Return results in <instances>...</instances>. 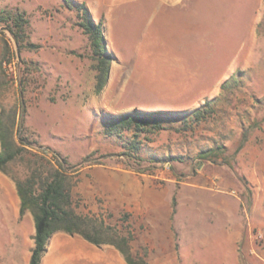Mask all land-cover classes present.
<instances>
[{
	"label": "rangeland",
	"instance_id": "obj_1",
	"mask_svg": "<svg viewBox=\"0 0 264 264\" xmlns=\"http://www.w3.org/2000/svg\"><path fill=\"white\" fill-rule=\"evenodd\" d=\"M83 2L95 21L106 24L112 62L101 93L91 41L79 24ZM156 2L0 0V9L27 12L30 40L40 45L16 51L4 65V103L25 100L27 134L38 146L73 164L92 154L101 162L95 166L129 172L125 199L110 183L96 186L98 207L87 199L95 186L81 192L79 184L73 195L79 211L100 213L131 231L137 258L148 264H264V0ZM209 101L216 109L194 131L144 133L142 161L125 154L127 133H104L108 114L186 112ZM217 146L216 163L228 162L234 171L227 192L217 179L203 185L210 161L199 153ZM141 167L151 170H135ZM196 180L201 184L194 186ZM126 184L116 185L120 193ZM17 208L16 183L0 170V264L30 262L34 228Z\"/></svg>",
	"mask_w": 264,
	"mask_h": 264
},
{
	"label": "trees",
	"instance_id": "obj_2",
	"mask_svg": "<svg viewBox=\"0 0 264 264\" xmlns=\"http://www.w3.org/2000/svg\"><path fill=\"white\" fill-rule=\"evenodd\" d=\"M78 8L82 18L79 24L90 38L95 59L96 92L101 93L109 81L112 62L105 36L106 24L103 18L98 22L94 20L86 3L78 4ZM29 28L30 19L25 10L0 9V34L3 43L0 52V170L16 183L21 199L20 216L23 217L27 210L34 216L36 232L29 264H42L49 241L58 231L80 234L96 245H114L129 264H148L144 257L135 256L132 248L134 235L131 231L126 233L110 224L101 214L84 213L77 209L73 189L79 181L81 170L101 162L93 161L92 154H88L79 163L73 164L67 157L50 148L38 146L36 140L27 134L25 100L20 98L11 104L4 103L5 92L8 90L4 65L12 63L16 51L40 47L30 40ZM5 32L10 33L9 38L4 36ZM230 81L228 79L223 82L221 90H225ZM215 109L209 101L186 112L134 109L122 114H108L105 116L104 133L117 137L129 135L131 140L125 154L142 161L141 136L144 133L173 128L178 131H194L211 117ZM176 123L179 125L175 126ZM220 150V146L203 149L199 157L217 162ZM135 170L146 173L151 169L141 167ZM175 211L174 205V213ZM128 218L124 214L121 221L126 223Z\"/></svg>",
	"mask_w": 264,
	"mask_h": 264
},
{
	"label": "crops",
	"instance_id": "obj_3",
	"mask_svg": "<svg viewBox=\"0 0 264 264\" xmlns=\"http://www.w3.org/2000/svg\"><path fill=\"white\" fill-rule=\"evenodd\" d=\"M159 5L164 4H177L182 2L183 0H157ZM210 166H208L209 171L203 169V175L205 176V183L203 185H207V182L217 179V182L222 184L225 188L224 191L227 192L230 189V179L234 174V171L230 167L229 163L224 162H213L210 161ZM207 169V168H206ZM87 171L81 172V180L76 184V188L79 187L80 190L83 191V188L88 186L94 187L97 193L91 194V196H87L88 201L92 202L96 207H98V200L101 198V191L96 188L98 184L110 183L112 185V191L114 194H118L117 196H122L123 199L127 196L129 191L131 190V186L129 185L130 174L127 170H120L117 168L111 167H103V166H89L86 168ZM201 173V172H200ZM80 182V183H79ZM127 182L125 186L122 188V192L120 193V187L118 188L116 185ZM200 180H196L193 185H200ZM101 200V199H100ZM21 207V199L18 195V208L17 210L20 213ZM114 211H116L114 209ZM117 212V211H116ZM174 212V207L172 208V213ZM115 213V212H113ZM100 214V213H97ZM165 219H170L171 211L167 210L163 213ZM24 217L28 221H30L34 228L35 235L36 226L35 220L32 212L27 210L24 214ZM239 236L235 235V239H238ZM34 244V240L31 244L30 249ZM31 254V251H30ZM67 261H74L75 264H129L122 252L116 248L114 245L103 244L96 245L94 243L89 242L80 234H70L65 231L56 232L49 241L48 250L45 253L42 264H66Z\"/></svg>",
	"mask_w": 264,
	"mask_h": 264
},
{
	"label": "water",
	"instance_id": "obj_4",
	"mask_svg": "<svg viewBox=\"0 0 264 264\" xmlns=\"http://www.w3.org/2000/svg\"><path fill=\"white\" fill-rule=\"evenodd\" d=\"M107 48H108V45H107Z\"/></svg>",
	"mask_w": 264,
	"mask_h": 264
}]
</instances>
